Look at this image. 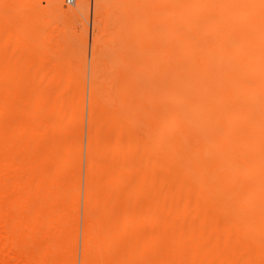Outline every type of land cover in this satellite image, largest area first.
<instances>
[{
	"label": "bare ground",
	"instance_id": "1",
	"mask_svg": "<svg viewBox=\"0 0 264 264\" xmlns=\"http://www.w3.org/2000/svg\"><path fill=\"white\" fill-rule=\"evenodd\" d=\"M55 1L57 17L89 4ZM115 1L96 0V15L110 21ZM11 2L0 0V50L25 59L1 64L0 264H73L75 157L59 142L73 122L70 96L45 86L31 106L20 86L4 87L70 73L49 57L58 43L5 13ZM21 3L25 14L31 2ZM153 20L164 27L152 35L159 88L144 94L156 92L162 109L143 122L136 152L119 141L130 122L122 100L110 88L101 97L92 79L81 264H264V0H153ZM96 121L114 128L108 152L92 139Z\"/></svg>",
	"mask_w": 264,
	"mask_h": 264
},
{
	"label": "rangeland",
	"instance_id": "2",
	"mask_svg": "<svg viewBox=\"0 0 264 264\" xmlns=\"http://www.w3.org/2000/svg\"><path fill=\"white\" fill-rule=\"evenodd\" d=\"M28 1L31 4L25 14H22V0H13L11 7L5 13L21 16L20 18L22 19L20 21L22 26H25L23 25L24 23L34 22L36 24L34 32L38 34L39 39L47 37L51 38L53 42L58 43L59 45L53 46L50 50L49 57L58 62L56 65H59V68H61L60 64L65 66L64 70H61L63 76L66 70H68L67 72L70 75L69 78L62 77V75L57 78H48V81L39 80L30 75L26 78L16 79L14 82H7L4 87L12 88L20 86L23 89L25 100L31 106L39 99V94L33 91L36 89H46L47 87L48 90V86H54L51 90L54 91L57 88L59 96H70V102L69 100L68 103L63 102V105L66 103L65 109L71 108L69 118L73 119V122L68 124L63 122L64 126L72 125L68 126V128L63 127L65 131L68 129V132H66L69 136L63 140L60 139L59 142L63 141L60 144L64 143L67 149H72L73 156L75 157V170L71 180L75 187L73 193L77 205L75 207L74 225L71 233V255L73 264H81V245L84 227L83 200L86 184L85 170L87 154L90 152L88 121L91 110L90 87L92 79L96 77V86L101 91V97L105 89L110 88L118 92L116 95L115 92L113 93L112 100L115 103L122 100L117 105L120 108L122 105L123 116L130 119L129 123L119 124L124 129L119 141L122 147L126 148L129 146L132 148L129 150L136 152L138 146L145 142L147 138V132L144 127L145 123L143 122L148 120L154 113H160L162 109L157 94L158 90L154 88V86L157 87L159 84H157L159 81L157 79L161 67V60L159 58L161 47L157 40L158 45H156L155 40L154 42L152 41L154 39L152 35L156 36L157 33L160 34L162 31L159 28L163 30L164 27L161 22L156 23L153 20V0H116L113 9L114 13L108 22L96 15V0H89L88 7L85 10H76L78 0H74V4L72 5L66 3L65 0H58L65 7L70 6L76 10L75 13H68L61 17H57L54 14L55 0L51 3H48L47 0ZM17 19L19 18L17 17ZM16 24H19L17 20ZM16 24H14L15 26L8 27V30L4 34V39L15 37L17 27H19ZM159 24L161 25L159 26ZM1 34L2 30L0 28ZM96 34L99 35V46L95 54L94 38ZM2 42L3 40L0 39V47ZM57 52L60 53L55 54ZM3 57H7L11 62L25 59L20 58L21 56L18 52L6 50L3 52L0 50V82L6 76L1 70ZM152 87L155 91L157 90V93L155 92L156 97L153 93L154 90L151 92L154 96H150V93L145 95L147 91H152ZM140 93L143 96H139ZM119 95L123 98L120 99ZM72 97L75 98V101ZM137 97H141L139 98L140 100ZM151 105L153 106L151 107ZM118 106L115 105L114 107ZM99 109L96 110V116L100 117L104 111L102 108L101 110ZM67 111L64 113L66 114ZM73 113H75L76 117ZM72 117H75V119ZM60 126L62 125L59 124L57 127L60 128ZM94 126L95 129L93 130L95 131L92 139L95 146H100L103 150H106L115 143V134L111 135L110 132L111 128V131L114 129L112 125H107L106 127L103 125V122H97ZM103 126L106 128L105 132H108L109 136L104 132L101 134ZM133 172L137 175L138 170L133 169ZM130 209L133 211L134 207Z\"/></svg>",
	"mask_w": 264,
	"mask_h": 264
},
{
	"label": "built area",
	"instance_id": "3",
	"mask_svg": "<svg viewBox=\"0 0 264 264\" xmlns=\"http://www.w3.org/2000/svg\"><path fill=\"white\" fill-rule=\"evenodd\" d=\"M65 1H66V3H68L70 5L74 4V0H65Z\"/></svg>",
	"mask_w": 264,
	"mask_h": 264
}]
</instances>
